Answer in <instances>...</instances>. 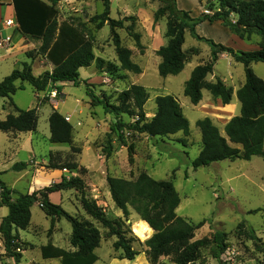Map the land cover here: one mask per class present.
I'll use <instances>...</instances> for the list:
<instances>
[{
    "label": "rangeland",
    "instance_id": "374dc122",
    "mask_svg": "<svg viewBox=\"0 0 264 264\" xmlns=\"http://www.w3.org/2000/svg\"><path fill=\"white\" fill-rule=\"evenodd\" d=\"M107 2L108 18L122 22L121 27L114 28V33L108 22L98 27L103 21L105 0L67 2L59 0L56 6L58 21L66 20L74 25L83 26L93 41V53L97 61L90 67L79 70V85L62 83V96L55 100L46 91L34 92L28 84L17 82L18 90L11 96V100L0 98V121L8 114L15 115L14 107L21 110L37 109L38 113L37 129L31 134V146L26 144L22 149L18 148L25 143L28 134L21 133L18 136L20 139L14 140L0 132V172L5 171L0 174L1 180L16 193H22L27 177L48 169L46 166L49 155H52L58 164L74 166L76 168L74 172L67 175L69 178L80 177L84 188L81 191L72 189L75 193L70 196L68 195L71 191H64L61 208L99 230L100 244L94 251L97 256L95 264H176L174 262L176 254L172 250L170 254L166 253L153 261L143 245L153 231L151 230L146 239H139L131 227L133 223L141 220L132 209H129V216L124 218L111 200L106 183L107 176L135 180L142 172L154 180L172 182L180 198V204L175 211L177 216L194 225L203 222L189 242L210 240L215 231H221L227 234L228 245L221 257L223 264L264 263V211L254 213L257 209L264 210V158L252 157L250 161L232 162L225 160L196 170L192 168V161L201 150V135L195 125L196 121L209 117L221 135H224V124L234 115L223 111L222 104L215 101L206 90L202 92V100L198 105L191 104L183 95L184 83L189 79L192 69L208 61L206 57L208 45L204 42L198 45L200 41L196 42L197 40L186 31L182 47L186 54L183 70L176 76L162 78L157 72L160 58L155 52L167 43L164 35L170 18L166 13L154 23L153 15L163 4L159 0H107ZM4 3L3 0L0 1L3 9ZM217 3L218 0H177L176 7L191 15L197 13L202 15L203 10H208L209 14L204 15L211 16L217 11ZM5 16H9V13L5 12ZM197 32L215 43L237 47L227 42L226 38L210 37L212 28L207 24H201ZM7 33L8 31H1V39ZM114 34L118 35L122 46L131 50V59L140 66L141 74L135 75L119 68L113 45ZM133 34L140 36L142 51L136 47ZM220 34L226 36L225 33ZM29 40L36 43V40ZM258 41L253 44L257 45ZM249 45L252 44L245 43L244 50L241 51H250ZM190 47L199 48L201 53L189 59ZM36 50L37 52L29 51L28 57L32 60V73L40 76L51 71L52 66L47 67V62L38 53V45ZM98 60L101 61L100 64ZM26 61L29 60L23 53L14 56L7 53L5 47H0V81ZM111 66L114 68L112 67L109 72ZM250 67L254 74L264 81V63H252ZM213 74L232 90V96L245 79L243 66L235 63L230 57L219 59L213 67ZM135 84L143 86L148 93V100L144 105L148 120L155 112V97L163 95L174 97L181 105L183 115L188 121V136L177 133L169 137H150L129 131L126 127L120 126L119 121L129 125L135 118L122 114L117 119L113 114L105 113L101 105L93 106L86 95V89H89L98 98L117 105L119 95ZM233 100L237 106L235 115H238L240 104L235 96ZM52 109L61 115L69 114L65 117L69 118L68 122L72 125L71 144L49 142L48 117ZM182 139L186 142H180ZM20 162L27 165L23 172L11 169L13 164ZM21 175L22 177L25 175V178L19 179ZM82 196L90 202H95L105 217L121 218L125 222L132 236L137 239L131 243L133 250L139 253L134 260L122 259V251H114L112 245L116 238L83 210L80 202ZM30 226L39 235H33L28 229L30 234L23 233V238L33 244L46 242L50 219L45 216L38 204L31 207ZM56 227L58 231L54 233V239L58 241L60 247L65 248L68 246L67 238L71 234V226L61 219ZM250 230L254 232L259 242L251 239ZM130 236L126 235L127 238ZM29 256L38 264L59 262L57 259L44 261L37 251L33 250H27L24 255L25 261ZM187 264L219 263L211 257L210 248L206 246L200 248L195 260Z\"/></svg>",
    "mask_w": 264,
    "mask_h": 264
},
{
    "label": "trees",
    "instance_id": "16d2710c",
    "mask_svg": "<svg viewBox=\"0 0 264 264\" xmlns=\"http://www.w3.org/2000/svg\"><path fill=\"white\" fill-rule=\"evenodd\" d=\"M18 24V31L26 38L39 41L38 53L51 65L52 70L40 76L32 73L30 64H22L20 69H14L0 81V98L11 100V96L18 90L17 82L28 84L34 92H48L55 90V100L62 96V83L79 85V70L88 68L96 62L93 53L92 38L85 32L83 26L57 19V4L59 0H11ZM163 6L153 15V22H157L166 13L170 20L166 24L165 38L167 43L161 46L155 54L160 58L157 66L158 75L162 78L176 76L185 66L186 54L182 47L185 32L197 41L204 42L210 49V58L206 63L197 65L191 71L189 79L184 83L183 95L191 104L198 105L202 100V90H206L214 98L220 100L222 106L232 101V90L222 80L207 81L208 75L213 73V67L218 61L219 54L229 55L235 63L243 66L244 83L236 91V98L240 104L239 114L231 117L223 126L221 135L219 129L209 117L196 121L195 125L201 135V150L192 161L194 170L207 167L220 161H250L252 157L264 158V81L252 71V63H264V0H218V8L211 16L200 15L191 17L189 12L178 10L177 0H159ZM109 4L104 3L103 23L108 22L114 33L116 26L122 22H115L108 18ZM236 20L231 21V16ZM204 21L210 23L221 21L229 30L241 39L249 40L256 35L259 38L256 51H235L230 47L215 43L211 39L202 38L196 33V26ZM136 47L142 51L140 36L132 35ZM113 45L119 62V68L135 75L141 74V68L131 59V50L121 45L118 35H113ZM29 55V54H28ZM99 64L101 61H99ZM114 66L109 67V72ZM86 95L93 106L101 105L105 113L113 114L117 119L120 115L135 118L132 124L119 125L137 134L150 137H169L182 133L185 137L189 133V124L183 115L181 105L170 95L157 96L154 99L155 112L148 120L145 116L144 105L148 100V93L140 85H132L123 91L114 105L105 99L95 96L89 89ZM16 115L8 114L0 121V132L3 133H34L37 129V109L21 110L16 107ZM49 142L53 144H71L72 125L60 113L52 109L48 117ZM112 130V128H111ZM180 142H186L182 139ZM27 167L24 163H16L14 171H23ZM52 170H64L67 173L76 169L69 164H58L52 155L46 166ZM111 200L124 218L129 216L132 209L139 220L145 222L153 231L144 241L151 259L170 254L172 250L176 257V264H187L195 260L200 248L208 246L211 257L219 264H223L221 257L226 251L227 234L215 231L210 240L202 239L189 242L194 232L203 222L194 225L186 219L176 215L180 198L171 181H157L142 172L135 180H124L106 177ZM84 183L78 176L66 179L62 177L59 183H53L32 194H18L14 199L12 192L0 180V207L8 209V213L1 219L0 234L7 256L18 264L21 254L16 249L23 248L18 230H26L30 224V209L38 204L45 216L50 219V230L55 221L61 219L71 226L69 244L75 251H65L51 244L41 248L43 259H59L60 264H95L97 256L94 251L99 247V230L89 222H83L64 211L59 205L49 201V195L66 190H83ZM83 193V192H82ZM83 195V194H82ZM83 210L107 229L116 240L114 251H122V259L132 261L139 254L132 248L130 229L121 218L105 217L95 202L81 198ZM258 211H264L257 209ZM251 239L259 242L254 232L250 230ZM127 234L131 236L126 237ZM170 251V252H169ZM264 264V263H261Z\"/></svg>",
    "mask_w": 264,
    "mask_h": 264
},
{
    "label": "crops",
    "instance_id": "0c3cea01",
    "mask_svg": "<svg viewBox=\"0 0 264 264\" xmlns=\"http://www.w3.org/2000/svg\"><path fill=\"white\" fill-rule=\"evenodd\" d=\"M3 1L5 2L4 3L5 4V8L3 9L0 6V28H1L2 32L8 31V33L6 35H12V39H11V42H10L9 46L7 48H5L6 52L7 53H11V55H14V56L18 55L19 53H23L30 62L29 61L23 62V63H21V66H22V64L27 63V64L31 65V68L33 70L32 60L29 59L28 53H29V51H32V50L37 52L36 46L38 45L40 47L41 43L39 41H35L36 43H32L29 40V38H26L23 35H21V33L18 31V29L14 30V29H7V28H3L2 27V22L4 20H6V19H8V18H10V17L15 15L14 14V10H13V6H12V1L11 0H3ZM41 1H46V0H41ZM176 3H177V1H176ZM177 9L181 10V11H184L183 9H181L179 7H177ZM5 12H8L9 16H5ZM199 15H200V13H197V15H193L192 14L191 17L196 18ZM235 20H236V18L232 15L231 16V21L234 22ZM201 24L202 25L203 24H207L209 27L212 28V32H211L212 35L210 34L209 35L210 37L211 36L212 37L216 36L217 38H221V37L222 38H226L227 42H230V44L231 43L235 44L234 46H237V47H233V48L230 47V48H232L235 51L244 50L243 48L245 47V43H248V44L251 43L252 44V45H249V46H251V48L249 49L250 51H256L258 49V46L255 45L256 43L253 44L254 42L258 41L256 39H259L258 36H256V35L251 36V38L249 40H245V39H241L238 36L234 35L229 30V28L226 27L221 21H215V22H212V23H210L208 21H204ZM201 24L196 26V28H195L196 33H197L198 36H200L202 38H206L205 36L199 35L198 32H197V28ZM1 31H0V34H1ZM221 32L225 33L226 36L224 37V35H221L220 34ZM206 39H208V38H206ZM196 42H198V41H196ZM200 43H202V42H198V45ZM224 46L229 47L228 45H224ZM190 50H191V52L189 51V53L191 55H189V59L191 57H195L199 52L201 53L200 49L197 48V47H190ZM206 52H207L206 57L209 60V58H210V49L208 48L206 50ZM229 57H230L229 55H227L225 53H222V54H219L218 60L221 59V58H227L228 59ZM44 60L47 62V67H51L52 66L45 58H44ZM20 68H17V69H20ZM209 76H210V78H209ZM206 79H208L207 81L211 82V81H215L217 78H215L214 74L212 73V74L208 75ZM243 83H241V86H242ZM203 91L204 90H202V92ZM234 96L236 97V95H234ZM233 97H232V101H231V103L229 105L222 106V108H223L222 110L223 111H227L229 113H232V114H234L233 116H235L236 110H237V106H236V103L233 100ZM214 100L217 101V102H220V100H218V99H214ZM68 115L69 114L62 115V116L65 117V116H68ZM5 134H7L11 139L19 140L20 138H18V136L21 133H5ZM25 134H28V135H27V138L25 139V143L21 144L20 147H18L20 149H22L24 147V145H26V144L31 146V143H32L31 134H33V133H25ZM13 166H14V164L11 166V169H12ZM1 172H5V171H1ZM1 172H0V174H1ZM21 172H23V171H21ZM17 173H20V172H17ZM25 173H28V172H25ZM25 175H23V177H22V175L19 176V179H24ZM62 177L69 178V175H67V172L65 173L64 171H60V170L45 169V170H42V171H38V173H34L30 177H27L25 179L26 185H25L24 191L22 193H16V191L13 190L9 185L5 184L1 180V178H0V180L6 185V187L9 190H11L12 192L15 193V194L14 193L12 194V198L14 199L18 194H22V195L23 194H32L34 191L41 190V189H43L45 187L50 186L53 183H59L61 181ZM66 191H71V193L68 196L72 195V193H75V192H72L74 190H66ZM63 192L64 191L55 192V193L50 194L49 197H48L49 201L52 202L53 204L59 205L61 207V203L63 201V197H62V193ZM74 195L75 194H73V197H74ZM30 212H31V209H30ZM7 213H8V209L6 207H4V206L0 207V223H1V219L3 217H5L7 215ZM60 221H55L54 222V227H53V230L51 231V233H49L50 229L47 231V233H46V238H47L46 242H39V243L37 242L36 244H33V243H30L29 241H27L26 239L23 238V233L30 234L28 229H30V232L33 235H36V236L39 235V233L36 230L30 228L31 227L30 226L31 225V219H30V224H29V226H28V228L26 230H18L19 239L24 244L23 248H21V253H20L21 254V259H20V262L18 264H38L30 256L28 257V260L25 261L24 255L27 252V250L37 251V254L39 255V257L42 260H44V261L53 260V259H43L42 255H41V248L43 246L48 245V244H51L54 247L60 248V249L65 250V251H70V252L75 251V249L72 248L70 246V244H69L70 235L67 238L68 246L65 247V248L60 247L58 241L56 239H54V233L56 231H58V228L56 227V224H58ZM57 260L59 261L58 264H60V260L59 259H57ZM115 260H117V259H115ZM0 264H17L12 257L6 255V252H5V249H4V245H3V237H2L1 234H0Z\"/></svg>",
    "mask_w": 264,
    "mask_h": 264
},
{
    "label": "built area",
    "instance_id": "2783aa9c",
    "mask_svg": "<svg viewBox=\"0 0 264 264\" xmlns=\"http://www.w3.org/2000/svg\"><path fill=\"white\" fill-rule=\"evenodd\" d=\"M63 2H67L69 0H62ZM203 13L204 14H209V11L208 10H203ZM2 27L3 28H7V29H18V24L16 22V18H15V15L4 20L2 22ZM0 31H1V28H0ZM11 39H12V35H6L3 39H1L0 37V47H5L7 48L11 42ZM50 94L52 95L53 98L56 97L57 93L55 90H52L50 92ZM65 120L68 122L69 121V118L68 117H65ZM16 253H21V249H16L15 250Z\"/></svg>",
    "mask_w": 264,
    "mask_h": 264
},
{
    "label": "bare ground",
    "instance_id": "6f19581e",
    "mask_svg": "<svg viewBox=\"0 0 264 264\" xmlns=\"http://www.w3.org/2000/svg\"><path fill=\"white\" fill-rule=\"evenodd\" d=\"M131 228L133 233L141 240L146 239L151 234V229L143 221L133 223Z\"/></svg>",
    "mask_w": 264,
    "mask_h": 264
}]
</instances>
